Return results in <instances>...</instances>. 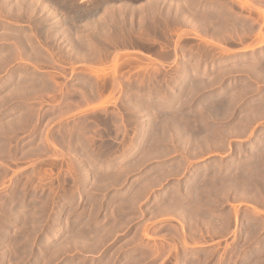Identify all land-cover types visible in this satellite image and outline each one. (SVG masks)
Segmentation results:
<instances>
[{
    "label": "rangeland",
    "instance_id": "374dc122",
    "mask_svg": "<svg viewBox=\"0 0 264 264\" xmlns=\"http://www.w3.org/2000/svg\"><path fill=\"white\" fill-rule=\"evenodd\" d=\"M73 1L0 26V264H264V0Z\"/></svg>",
    "mask_w": 264,
    "mask_h": 264
},
{
    "label": "bare ground",
    "instance_id": "6f19581e",
    "mask_svg": "<svg viewBox=\"0 0 264 264\" xmlns=\"http://www.w3.org/2000/svg\"><path fill=\"white\" fill-rule=\"evenodd\" d=\"M2 1V0H1ZM0 1V2H1ZM4 1V0H3ZM7 2H9V4L8 5H6L7 4V2H6V4H4V7H2V10H1V8H0V26H1V24H2V20L4 19V22H6V17L7 16H9V18H11L12 16H14V17H12V18H17L16 20H15V22L16 21H24V20H31V23H32V21H34L35 23H36V21H37V23H38V20L40 19V18H43V19H45L46 21H44V24L46 23V22H48V26L50 27L52 24H55V25H53V26H55L56 27V24H60L61 25V23H64L65 21H66V19H68V17L69 16H71L70 15V10H71V6H72V4L71 3H73L74 1L72 0V2H71V0H15L13 3H12V1L13 0H6ZM110 1V0H109ZM99 2V1H98ZM101 2H103L104 3V1H101L100 0V5L102 6V4H101ZM106 2L107 1H105V5H106ZM2 3V2H1ZM97 4V3H96ZM74 5V4H73ZM105 5H103V6H105ZM108 5V4H107ZM7 6V7H6ZM77 6V5H76ZM74 7V6H73ZM72 7V8H73ZM93 8H95V6L93 5L92 6ZM75 8V7H74ZM77 8H79L78 6H77ZM91 8V7H90ZM98 8H100L99 7V4H98ZM102 8H104V9H108V11L110 12V8L111 7H102ZM114 8V7H113ZM112 8V9H113ZM4 9V10H3ZM80 9V8H79ZM103 9V10H104ZM106 9V10H107ZM73 10H77V9H73ZM83 11H84V9H82ZM88 10V9H87ZM97 10V9H96ZM5 11V13H7V14H4L3 12ZM78 11V10H77ZM83 11L81 12V13H83ZM89 11V10H88ZM108 11H106V12H108ZM74 12V15H76L75 14V11H73ZM87 11L85 10V12L83 13V15L86 13ZM90 12V11H89ZM95 12V11H94ZM104 12H105V10H104ZM2 13H3V15H2ZM77 13H79V12H77ZM96 13V12H95ZM88 14V13H87ZM103 14H105V13H103ZM109 14V13H108ZM107 14V15H108ZM80 16L82 15V14H79ZM90 15H91V13L89 14V18H90ZM92 15H94V13L92 14ZM106 15V14H105ZM112 15V14H111ZM87 16V15H86ZM84 17V18H87V17ZM110 16V15H109ZM108 16V17H109ZM72 17H73V13H72ZM76 17V16H75ZM104 17V16H103ZM11 18V19H12ZM23 18H26V19H24V20H22ZM88 18V19H89ZM92 18H93V16H92ZM94 18H97L96 16H94ZM106 18V17H105ZM69 19H71V18H69ZM75 18H72V20H74ZM80 20H81V18H79ZM83 19V18H82ZM87 19V21L86 22H89V24H90V21L92 20H88ZM8 21L10 20V19H7ZM94 20H96V19H94ZM94 20H92L91 22H93ZM12 21V20H11ZM3 22V23H4ZM10 22V21H9ZM8 22V23H9ZM34 22L32 23V24H34ZM40 22V21H39ZM96 22V21H95ZM95 22H93V23H95ZM14 23V22H13ZM22 23V22H21ZM25 23V22H24ZM24 23H23V25H24ZM26 23H27V21H26ZM25 23V24H26ZM30 23V22H29ZM49 23L51 24V25H49ZM93 23H91V24H93ZM10 25H11V22L9 23ZM15 24H17V23H15ZM28 24V23H27ZM26 24V25H27ZM40 24V23H39ZM88 24V23H87ZM22 24H20V26H21ZM26 25H24V28L25 27H29V24H28V26H26ZM36 25V24H35ZM38 25V24H37ZM42 25V24H41ZM40 25V26H41ZM19 26V25H18ZM34 26V25H33ZM16 27V26H15ZM36 29H35V31L37 30V27L36 26H34ZM42 27H46V26H42ZM41 27V28H42ZM62 26H60V28H61ZM66 27V26H65ZM70 27V26H69ZM1 28V27H0ZM14 27H12L11 29H13ZM23 28V29H24ZM58 28H59V26H58ZM59 28V29H60ZM68 28V27H67ZM9 28L8 27H5L4 28V35H6V36H8L9 38L10 37H13L14 35L15 36H17V38L15 39L16 41H18L19 43L17 44V42L14 44L13 43V45H15V46H13L12 45V43H11V45L13 46H11V45H9L8 44V48H12V49H10V50H12L13 51V48H16V46H17V48H18V51L19 52H17L16 51V54L17 53H21V52H23L24 50H23V48L25 49V47H24V42L22 41V35H23V33H22V31L20 32V31H15L14 33H13V31L10 29V30H8ZM17 30L19 29V27L18 28H16ZM25 29H27V28H25ZM24 29V30H25ZM31 29H33V28H31ZM40 29V28H39ZM38 29V30H39ZM43 29V28H42ZM41 29V30H42ZM58 29V30H59ZM64 29H66V28H64ZM13 30H15V29H13ZM29 30V28L26 30V31H28ZM54 30V29H53ZM55 30H57L56 28H55ZM62 30V29H61ZM50 31V33H51V29L49 30ZM48 31V32H49ZM63 31V33H64V30H62ZM62 31H60L59 30V32H62ZM67 30H65V32H66ZM2 32H3V30H2ZM37 32V31H36ZM40 32V31H39ZM45 32V31H44ZM44 32H42V34L41 35H43V33ZM47 32V33H48ZM57 31H55L54 33H56ZM33 33H34V31H33ZM38 33V32H37ZM37 33H35L34 34V36L37 34ZM53 33V32H52ZM51 33V34H52ZM58 33V32H57ZM62 33V34H63ZM66 33H68V32H66ZM65 33V34H66ZM2 34V33H1ZM12 34V36H10ZM14 34V35H13ZM26 34H28V33H26L25 32V36H26V39H27V35ZM30 34H31V32H30ZM59 34V33H58ZM65 34H63L64 36L63 37H65ZM69 34V33H68ZM37 35H39V34H37ZM40 35V36H41ZM47 34L45 33V36H46ZM1 36V35H0ZM32 36V35H31ZM69 36H70V34H69ZM8 37H5L4 36V38H8ZM36 37H39V36H36ZM44 36H41V38H43ZM47 37V36H46ZM66 37H68L67 35H66ZM71 37V36H70ZM3 39V37H0V39ZM35 38V37H34ZM72 38V37H71ZM26 39H24L23 38V40H25V42H27L26 41ZM36 39V38H35ZM67 39V38H66ZM70 39V38H69ZM4 40V39H3ZM5 40H7V39H5ZM10 41L12 40V39H9ZM27 40H29V39H27ZM37 40H38V38H37ZM71 40V39H70ZM10 41L8 42V43H10ZM31 41H32V38H31ZM31 41H29V42H31ZM34 41V40H33ZM32 41V42H33ZM66 41V40H65ZM71 41H73V39L71 40ZM71 41H69V42H71ZM2 42H4V41H2L1 40V43ZM11 42H14V41H11ZM38 42H39V40H38ZM72 43V42H71ZM4 44H5V42H4ZM7 44V43H6ZM5 44V45H6ZM26 44V43H25ZM34 44V43H33ZM35 44H36V42H35ZM70 44V43H69ZM3 45V44H2ZM1 46V45H0ZM4 46V45H3ZM26 46V45H25ZM33 46V45H32ZM31 46V47H32ZM36 46V45H35ZM37 47V46H36ZM34 48V47H33ZM27 49V48H26ZM4 50V49H3ZM8 50V49H7ZM15 50H17V49H15ZM2 51V50H1ZM26 52V51H25ZM24 52V53H25ZM7 53H8V55H10L11 56V54H9V53H11V51L9 52V51H7ZM7 53H5L4 54V51H3V55H5V56H7L6 54ZM13 53H14V51H13ZM23 53V54H24ZM1 54V52H0V55L4 58V56ZM15 54V55H16ZM22 54V53H21ZM26 54V53H25ZM14 55V54H13ZM15 55H14V57H15ZM9 56V57H10ZM21 56V59H22V56L23 55H20ZM20 56H19V58H20ZM12 57V59H14L13 58V56H11ZM18 56H16L15 58H17ZM25 57H26V55H25ZM3 58L1 59V57H0V59L1 60H3ZM7 57H5V59H4V61L6 60L7 61V59H6ZM23 58H24V56H23ZM10 59V58H9ZM12 59H11V61H12ZM21 59H17V60H21ZM116 59V58H115ZM3 61V62H4ZM9 61V60H8ZM14 61V60H13ZM2 63V62H1ZM5 63V62H4ZM4 63L3 64H0V67H2L3 65H4ZM9 63H11V62H9ZM20 63L18 62V66H20L19 65ZM23 64V63H22ZM21 64V65H22ZM117 63H116V61H115V64L114 65H116ZM6 65V64H5ZM9 65V64H8ZM7 65V66H8ZM23 66V65H22ZM22 66H20V67H22ZM5 67V66H4ZM9 67V66H8ZM10 67H11V65H10ZM13 67V66H12ZM7 69V68H6ZM11 69V68H10ZM2 70V69H1ZM5 69H3V71H4ZM113 70H116L115 69V67L113 68ZM7 71V70H6ZM5 72V71H4ZM3 72V73H4ZM9 72V71H8ZM7 73V72H6ZM1 75H2V72H1ZM4 77H6V76H4ZM3 78V77H2ZM2 80V79H1ZM5 80V79H4ZM3 81V80H2ZM5 82H6V80H5ZM2 83V82H1ZM3 84V83H2ZM139 107H141V106H139ZM149 113V112H148Z\"/></svg>",
    "mask_w": 264,
    "mask_h": 264
},
{
    "label": "crops",
    "instance_id": "0c3cea01",
    "mask_svg": "<svg viewBox=\"0 0 264 264\" xmlns=\"http://www.w3.org/2000/svg\"><path fill=\"white\" fill-rule=\"evenodd\" d=\"M212 79H214L215 81H216V79H218V82H219L220 81V74H218L217 77H216V75H214ZM232 102H233V99L228 100L227 102H220V101L218 102L219 106L222 107V108H220V107L218 108V112H217L218 117H221L220 113L225 110L224 107H229L232 104ZM238 123H237V125H238ZM225 127L227 129L222 130V131L218 130L217 132L213 133V137L231 138V137H235V136L239 135V133H238V131L240 129L239 126H238V128H237V126L235 127L236 130H233L230 126H225ZM233 131H236V134H234ZM240 135H242V134H240ZM239 183L244 184V182H239ZM236 184H237V181H236Z\"/></svg>",
    "mask_w": 264,
    "mask_h": 264
}]
</instances>
